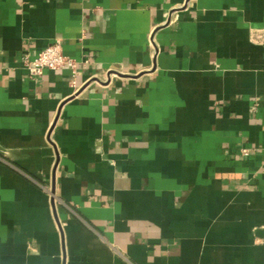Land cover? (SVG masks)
<instances>
[{"label":"crops","instance_id":"0c3cea01","mask_svg":"<svg viewBox=\"0 0 264 264\" xmlns=\"http://www.w3.org/2000/svg\"><path fill=\"white\" fill-rule=\"evenodd\" d=\"M256 29L264 0H0V264H264ZM56 40L77 75L30 78Z\"/></svg>","mask_w":264,"mask_h":264},{"label":"built area","instance_id":"2783aa9c","mask_svg":"<svg viewBox=\"0 0 264 264\" xmlns=\"http://www.w3.org/2000/svg\"><path fill=\"white\" fill-rule=\"evenodd\" d=\"M251 37L253 41L263 43L264 30H253ZM22 63L32 79L40 77L46 70L56 71L64 67L71 69L74 76L78 73V61L65 54L63 44L59 40L41 50L35 57H31L29 54L24 55ZM243 153L248 156L250 151L243 149Z\"/></svg>","mask_w":264,"mask_h":264}]
</instances>
